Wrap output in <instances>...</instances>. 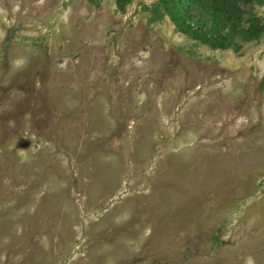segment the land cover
<instances>
[{"label": "rangeland", "instance_id": "1", "mask_svg": "<svg viewBox=\"0 0 264 264\" xmlns=\"http://www.w3.org/2000/svg\"><path fill=\"white\" fill-rule=\"evenodd\" d=\"M157 1L0 0V264H264V32Z\"/></svg>", "mask_w": 264, "mask_h": 264}, {"label": "trees", "instance_id": "2", "mask_svg": "<svg viewBox=\"0 0 264 264\" xmlns=\"http://www.w3.org/2000/svg\"><path fill=\"white\" fill-rule=\"evenodd\" d=\"M128 1L116 3L122 8ZM251 2L264 0H158L153 14L155 19L169 15L180 32L200 44L227 49L236 46L238 36L251 41L263 34V22L256 14L244 17L242 4Z\"/></svg>", "mask_w": 264, "mask_h": 264}]
</instances>
